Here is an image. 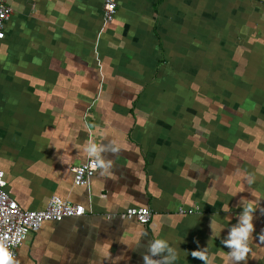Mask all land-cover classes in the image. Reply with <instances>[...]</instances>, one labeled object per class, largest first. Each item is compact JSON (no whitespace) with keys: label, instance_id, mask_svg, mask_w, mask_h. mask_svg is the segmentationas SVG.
<instances>
[{"label":"crops","instance_id":"1","mask_svg":"<svg viewBox=\"0 0 264 264\" xmlns=\"http://www.w3.org/2000/svg\"><path fill=\"white\" fill-rule=\"evenodd\" d=\"M7 1V190L27 209L53 195L87 209L29 233L18 264H228L221 241L249 203L237 264H264V0H118L109 22L104 0ZM91 157L103 165L75 185ZM134 207L151 221L122 216ZM155 239L172 251L153 255Z\"/></svg>","mask_w":264,"mask_h":264},{"label":"built area","instance_id":"2","mask_svg":"<svg viewBox=\"0 0 264 264\" xmlns=\"http://www.w3.org/2000/svg\"><path fill=\"white\" fill-rule=\"evenodd\" d=\"M118 10V0H104L103 17L105 22L114 20ZM12 13V7L7 0H0V47L6 36L5 25ZM92 162L97 167L93 169ZM99 169L96 158H89L84 163L72 168L74 184L78 186L88 185L91 178ZM186 212V210H181ZM87 213L84 205L73 203L60 196L53 195L47 205L41 209H27L13 198L7 190L5 173L0 168V239L5 235L8 239L10 250L17 257L18 249L24 244L29 233L40 229L47 221H59L67 217L82 216ZM123 217L136 218L142 224H148L152 218L149 207L129 208L122 213Z\"/></svg>","mask_w":264,"mask_h":264},{"label":"clouds","instance_id":"3","mask_svg":"<svg viewBox=\"0 0 264 264\" xmlns=\"http://www.w3.org/2000/svg\"><path fill=\"white\" fill-rule=\"evenodd\" d=\"M113 152H118L119 148L111 149ZM90 153H96L99 151L97 145L93 144L90 149ZM100 165H103V160L99 161ZM92 167L95 169L97 167L96 162H92ZM254 211L252 203L247 204V207L244 210V213L241 217V224L239 227H233L229 233L228 239H222L221 243L223 245L228 246L231 251L228 253V264H237L238 261L245 260L246 254L249 252L248 241L251 232L253 231L254 225L252 223V212ZM147 235V233H145ZM150 251L153 255H156L168 249V251H172V249L168 246L167 242L162 239L150 240L148 245ZM206 252V249H205ZM205 252H193V255L199 257L203 260H207V256ZM171 260L177 259V254L172 255ZM144 264H158L157 261L153 260L146 254H143ZM0 264H18V262L14 259V254L10 250L7 236L5 235L2 239H0Z\"/></svg>","mask_w":264,"mask_h":264},{"label":"bare ground","instance_id":"4","mask_svg":"<svg viewBox=\"0 0 264 264\" xmlns=\"http://www.w3.org/2000/svg\"><path fill=\"white\" fill-rule=\"evenodd\" d=\"M99 41V40H98Z\"/></svg>","mask_w":264,"mask_h":264}]
</instances>
